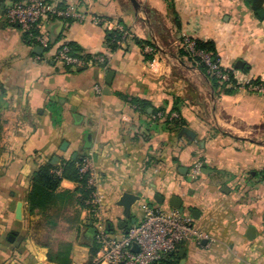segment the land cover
Returning <instances> with one entry per match:
<instances>
[{
    "label": "crops",
    "instance_id": "1",
    "mask_svg": "<svg viewBox=\"0 0 264 264\" xmlns=\"http://www.w3.org/2000/svg\"><path fill=\"white\" fill-rule=\"evenodd\" d=\"M47 1L73 5L86 19L44 20L42 47L8 22L10 0H0V264H58L49 254L61 243L73 247L71 264H106L100 249L91 253L99 246L93 227L125 233L123 223L137 224L143 204L169 211L174 198L208 239L183 243L172 264H264V93L250 87L264 84V2L255 11L246 0H137L144 10L137 12L130 0ZM95 19L125 26L128 42L111 52L109 31ZM184 37L215 44L236 80L233 94L216 95L183 53ZM68 44L101 55L106 67L56 61ZM146 55L157 60L154 69ZM173 109L182 128L157 118ZM78 158L91 160L104 204L92 221L78 184L63 181L61 189L74 193L62 206L75 209L61 216L69 239L45 244L46 216L30 212L32 176L48 162Z\"/></svg>",
    "mask_w": 264,
    "mask_h": 264
},
{
    "label": "built area",
    "instance_id": "2",
    "mask_svg": "<svg viewBox=\"0 0 264 264\" xmlns=\"http://www.w3.org/2000/svg\"><path fill=\"white\" fill-rule=\"evenodd\" d=\"M51 18L69 19L73 21H84L86 16L78 11L77 7L67 5L60 7L49 3L47 0H10L7 12L8 22L13 26H18L24 34L34 43L46 47L48 38L41 32L40 25L44 20ZM96 26H106L108 31H115L129 37L125 28L115 21L106 19H95ZM122 46L124 41L119 42ZM182 47L192 57L200 59L208 68V73L213 74L222 82H231L229 71L223 67L222 60L214 57L211 53L198 50L192 38L184 37ZM152 53V49H149ZM95 59L104 64L106 59L101 55H95ZM56 61L65 63L69 66H80L83 62L70 54L67 45L61 47L56 54ZM157 60L148 61L150 68L154 69ZM250 87L257 92L264 93V84H252ZM100 91L99 87H96ZM167 115L160 112L157 118L166 119ZM180 114L173 112L169 120H179ZM195 174L201 172V166L197 165L194 169ZM80 173L87 174V185L91 190L88 205L91 211L98 213L104 204V195L98 189L96 173L89 158H84L80 167ZM140 221L131 226L128 232L114 233L99 226L96 232V240L100 246L102 263L106 264H162L169 261L180 249V246L190 240L197 244H202L208 237L195 228L190 217L181 213L178 209L163 210L153 208L147 204L141 207ZM138 247V251L134 248Z\"/></svg>",
    "mask_w": 264,
    "mask_h": 264
},
{
    "label": "trees",
    "instance_id": "3",
    "mask_svg": "<svg viewBox=\"0 0 264 264\" xmlns=\"http://www.w3.org/2000/svg\"><path fill=\"white\" fill-rule=\"evenodd\" d=\"M246 2L247 5H249L253 10L259 11L262 9V3L264 2V0H246ZM123 27L125 28V26ZM126 31L128 32V30ZM24 35L27 41L33 43V41H31L27 37V34ZM128 40L129 37L124 38L122 34L115 31H109L106 34L107 48L111 52H114L119 48L123 47L121 44H119V42L124 41L126 44ZM193 40L195 41L196 48L198 50L211 53L214 57H218V53L213 42H204L198 39ZM137 44L140 45L142 49L145 47V45L151 46L152 48H154L155 52H158L157 48L150 41H137ZM67 46L70 48V54L73 57H77L78 59H80L83 62V65H102V63H99L95 59V55H82L75 45L68 44ZM183 51L184 54L188 55L190 59H192L198 65L201 72L208 78L217 96L230 95L235 92L237 83L231 70H228L231 76V82H222L213 74L208 73L207 66L202 63L200 59L192 57L185 50ZM146 58H148V60L153 59L152 56L148 55H146ZM255 83L257 84L259 83V81ZM160 112L165 113V111L160 110L156 113V115H158ZM173 112H177L180 114L179 120H169V116ZM165 114L167 115L165 121L168 126L172 128H182L183 119L179 111L173 109ZM3 128V121L0 116V159L4 151L2 147ZM82 162L83 159L80 158L76 160L66 161L62 165H54L48 162L40 166V168L33 174L31 180V191L29 195L30 212L34 213L35 211H40L41 213H43L46 216L48 226H56V223L53 220V217L55 216L50 215V212L53 209L57 212V209H62V206H68L73 201L74 193L61 189L62 182L65 180L72 181L78 184V189L76 192L80 195L79 204L82 208L87 209L89 211V214L92 217L91 220L95 221L97 214L91 211V207L88 205V201L90 199L91 194V190L88 188L87 185L88 175L80 173V167ZM92 230L95 233L97 232L95 227H93ZM72 248L73 247L70 243H61L59 245L58 252L49 254V259L57 262L58 264H71L70 255L72 252ZM99 249L100 247L98 245L96 247H93L91 251L92 255H96Z\"/></svg>",
    "mask_w": 264,
    "mask_h": 264
},
{
    "label": "rangeland",
    "instance_id": "4",
    "mask_svg": "<svg viewBox=\"0 0 264 264\" xmlns=\"http://www.w3.org/2000/svg\"><path fill=\"white\" fill-rule=\"evenodd\" d=\"M62 210L63 209H57V212L55 211V216L57 219V228L46 225L47 221L39 225L40 226L39 230L41 231L40 233L41 239L44 241L45 244L52 245L53 243L54 244L57 243L58 245L61 242H64L69 239L67 235L68 226L66 223L63 222V219H61L62 218L61 216H64L63 213L73 214L75 212L74 211L75 209L71 207V208L66 209L64 212Z\"/></svg>",
    "mask_w": 264,
    "mask_h": 264
},
{
    "label": "water",
    "instance_id": "5",
    "mask_svg": "<svg viewBox=\"0 0 264 264\" xmlns=\"http://www.w3.org/2000/svg\"><path fill=\"white\" fill-rule=\"evenodd\" d=\"M130 1H131L132 5L134 6V8H135V10H136L137 12L144 11V10L142 9V6L139 4V2H138L137 0H130ZM259 15L261 16V15H263V13L260 12ZM41 50H42V48H40V47L37 48V51H41ZM242 66H243V63L239 62L237 67L242 68ZM102 67H106V65L104 64V65H102ZM113 76H114V73L111 72V71H109L108 74H107V84L110 85V84L112 83ZM204 168H206V166H204ZM204 172H205V169H204ZM172 205H173L176 209H179L181 213H185V210H186V209H185V207H184V205H183V201H181L180 199L174 198L173 201H172ZM123 226H124V228L126 229V232H128L129 229H130V226H128V225L125 224V223H123ZM122 229H123V227H122ZM249 232H250L251 235H248V237H249L250 239H252L251 236H252L253 230L250 229ZM204 243H206V241H204ZM134 250H135V251H138V247H135ZM179 257L182 258V259H184V250L180 251V253H179ZM171 261H172V258H171L169 261H167V262H165V263H162V264H172ZM181 264H183V261L181 262Z\"/></svg>",
    "mask_w": 264,
    "mask_h": 264
}]
</instances>
